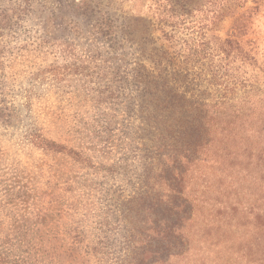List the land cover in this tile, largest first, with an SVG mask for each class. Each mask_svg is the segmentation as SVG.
<instances>
[{
    "label": "rangeland",
    "instance_id": "374dc122",
    "mask_svg": "<svg viewBox=\"0 0 264 264\" xmlns=\"http://www.w3.org/2000/svg\"><path fill=\"white\" fill-rule=\"evenodd\" d=\"M159 1L0 0V264H111L119 251L140 174L126 78L143 49L141 32L160 36ZM224 2L234 4L232 17L205 32L236 40L249 56L229 73L238 79L235 98L252 91L256 131L264 118V0ZM203 86L210 96L220 88ZM32 123L76 154L28 145ZM253 139L260 150L250 163L222 164L218 153L187 176L193 227L217 225L215 217L236 226L212 238L224 249L246 242L237 239L243 233L250 241L257 219L264 224V137Z\"/></svg>",
    "mask_w": 264,
    "mask_h": 264
},
{
    "label": "trees",
    "instance_id": "16d2710c",
    "mask_svg": "<svg viewBox=\"0 0 264 264\" xmlns=\"http://www.w3.org/2000/svg\"><path fill=\"white\" fill-rule=\"evenodd\" d=\"M234 11V4L224 0H160L159 38H150L146 31L140 34L143 49L126 78L131 81L127 112L138 122L130 125L134 136L130 135L137 142L140 174L126 200L128 226L111 264H264V224L257 217L254 227L259 231L250 241L243 233L236 237L246 242L236 248L211 244L212 238L217 240L219 233L236 226L231 219L215 217L217 225L212 221L193 227L196 211L186 188L188 174L200 164L216 163L212 156L218 153L222 164L230 157L250 163L252 152L260 150L254 135L264 137V118L258 120L259 130L252 128V91L245 88L240 98L233 96L238 79L229 72L243 68L249 56L236 40L211 39L205 32ZM225 78L232 79V88ZM204 82L220 87L214 96ZM245 83L239 82L252 88ZM27 143L45 152L76 154L45 138L34 123L28 128ZM235 204L241 206L238 200Z\"/></svg>",
    "mask_w": 264,
    "mask_h": 264
}]
</instances>
